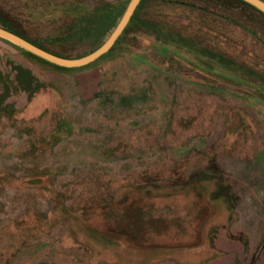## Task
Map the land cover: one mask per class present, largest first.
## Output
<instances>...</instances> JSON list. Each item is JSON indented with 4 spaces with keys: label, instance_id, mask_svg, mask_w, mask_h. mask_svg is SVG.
Instances as JSON below:
<instances>
[{
    "label": "rangeland",
    "instance_id": "1",
    "mask_svg": "<svg viewBox=\"0 0 264 264\" xmlns=\"http://www.w3.org/2000/svg\"><path fill=\"white\" fill-rule=\"evenodd\" d=\"M128 2L0 0V24L79 58L120 17L93 39L75 21ZM247 5L144 0L76 68L0 38V264H264V15Z\"/></svg>",
    "mask_w": 264,
    "mask_h": 264
},
{
    "label": "water",
    "instance_id": "2",
    "mask_svg": "<svg viewBox=\"0 0 264 264\" xmlns=\"http://www.w3.org/2000/svg\"><path fill=\"white\" fill-rule=\"evenodd\" d=\"M141 0H129L125 12H123L121 18L117 22L114 29L111 31L110 35L107 39L97 48L96 50L92 51L91 53L79 57V58H65L53 53H50L44 49H40V47L34 45L33 43L27 41L26 39L14 34L6 30L5 28L0 26V38L12 43L13 45L21 48L22 50L28 52L29 54L47 62L52 65L60 66L63 68H76L80 66H85L102 55H104L110 48L113 46L115 41L118 37L122 34L123 30L127 26L128 22L130 21L133 13L135 12L138 4ZM246 4L252 6L257 11L261 12L264 15V1L263 0H241Z\"/></svg>",
    "mask_w": 264,
    "mask_h": 264
},
{
    "label": "trees",
    "instance_id": "3",
    "mask_svg": "<svg viewBox=\"0 0 264 264\" xmlns=\"http://www.w3.org/2000/svg\"><path fill=\"white\" fill-rule=\"evenodd\" d=\"M144 0H141L140 3L138 4L135 12L133 13L131 19H130V22L132 21V19H134L136 17V14L138 12V10L142 7V3H143ZM239 2L247 5L246 3L242 2L241 0H238ZM249 6V5H247ZM250 7V6H249ZM253 8V7H251ZM254 9V8H253ZM125 10V7H118V6H115V7H111V8H106V9H103L102 11H99L100 13H97L96 15H94V17L90 16L88 18L85 17V15H83L80 19L78 18L75 22H81L79 26L75 27V31L73 32H76L75 35H84V36H89V37H92L93 38H96L97 36L103 34L106 30H108V28L114 24V22L118 19V17L121 18L123 12ZM256 10V9H255ZM260 13V12H259ZM121 15V16H120ZM117 24V23H116ZM1 27L5 28L6 30L10 31V32H13L14 34L26 39L27 41L33 43L34 45L40 47V49H44L50 53H53L55 55H58V56H61V57H65V58H68L66 55H63L61 53H57V52H53L52 50H49L45 47H43L42 45L40 46L39 43L27 38L26 36H24L22 34V32L18 31L17 29H15L14 27H11V26H7L5 24H0ZM116 26V25H115ZM127 30V27L125 28V30H123V33ZM99 48V47H97ZM96 48V49H97ZM95 49V50H96ZM94 51V50H93ZM91 53V52H90ZM29 56L33 57L34 59L42 62V63H46L44 62L43 60L29 54ZM48 64V63H47ZM24 72H27V71H24ZM17 74L19 75L18 77H20V71L18 70L17 71ZM25 76V75H24ZM25 78H29V75H27ZM39 88V86L37 87H34L33 89H37ZM32 89V90H33Z\"/></svg>",
    "mask_w": 264,
    "mask_h": 264
}]
</instances>
